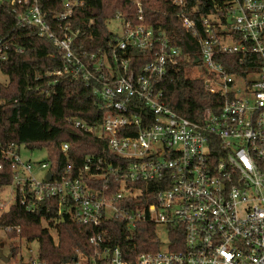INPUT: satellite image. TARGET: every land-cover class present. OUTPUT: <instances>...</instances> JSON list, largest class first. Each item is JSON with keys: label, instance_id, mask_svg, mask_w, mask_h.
I'll use <instances>...</instances> for the list:
<instances>
[{"label": "built area", "instance_id": "built-area-1", "mask_svg": "<svg viewBox=\"0 0 264 264\" xmlns=\"http://www.w3.org/2000/svg\"><path fill=\"white\" fill-rule=\"evenodd\" d=\"M131 1L137 21L119 13L112 40L89 53L75 49L81 31L73 27L85 0H62L50 12L40 0H0L17 27L36 29L59 49L63 65L46 76L90 87L101 121H72L113 153L57 172L46 150L0 142V179L12 174L0 192L11 186L28 211L57 202L53 222L69 215L93 228L86 264H264V0H172L199 43L189 58L166 30L146 22L141 0ZM10 36L0 31V64ZM186 58L192 77L220 97L200 119L179 115L165 97V81ZM36 151L46 159L25 156ZM62 151L68 156L67 143ZM14 204L0 200V216ZM117 223L127 237L116 238ZM147 223L157 225L158 249L134 253L137 227Z\"/></svg>", "mask_w": 264, "mask_h": 264}, {"label": "trees", "instance_id": "trees-1", "mask_svg": "<svg viewBox=\"0 0 264 264\" xmlns=\"http://www.w3.org/2000/svg\"><path fill=\"white\" fill-rule=\"evenodd\" d=\"M141 1L147 23L173 36L187 58L199 53L197 38L183 28L172 0ZM40 3L49 12L62 7V0H40ZM132 5L131 0H85L74 16L73 27L81 31L75 49L93 53L108 45L113 38L109 22L119 13L137 21ZM16 24L10 9L0 6V31L4 35L11 34L12 44L8 60L0 64L10 78L8 85L0 84V99L11 101L0 105V142L24 145L30 150H46L57 172L69 165L79 167L90 155L113 154L105 141L76 127L72 121L78 119L89 124L101 121L103 112L97 107L90 87L67 75L46 76L47 72L57 71L63 65L59 49L49 39L40 37L36 29L19 28ZM187 58L182 70L165 81V97L179 115L200 119L220 97L206 91L202 80L192 77V65ZM55 79L57 83L50 84ZM65 143L69 145L68 156L62 151ZM11 181L9 173L0 179V189ZM57 217V202L45 201L35 211H28L19 197L11 209L0 216V226L13 228L11 233L8 231L11 238L38 241L39 259L45 264H86L80 261L94 253L90 243L94 229L79 224L69 215L64 221L53 222ZM44 221L48 227L43 225ZM51 228L56 230L57 239ZM112 232L117 239L129 233L121 223H117ZM134 241L129 247L134 253L156 251L160 242L157 225H138ZM13 252L16 256V248Z\"/></svg>", "mask_w": 264, "mask_h": 264}, {"label": "rangeland", "instance_id": "rangeland-1", "mask_svg": "<svg viewBox=\"0 0 264 264\" xmlns=\"http://www.w3.org/2000/svg\"><path fill=\"white\" fill-rule=\"evenodd\" d=\"M118 22L113 20L109 22V28L116 30ZM119 29V28H118ZM10 78L0 68V84L8 85ZM1 102V99H0ZM4 105V104H3ZM26 157L33 160L44 161L47 157L46 152L25 153ZM0 200L7 205L15 203V190L11 187H5L0 192ZM45 227H48L46 221L43 222ZM165 227L160 228V233L163 239H166ZM53 236L57 239V232L55 229H50ZM9 232L5 229H0V264H32L33 260H39V243L38 241L29 242L26 239L19 237L11 238ZM11 233V230H10ZM16 248L17 255H14L13 249Z\"/></svg>", "mask_w": 264, "mask_h": 264}, {"label": "water", "instance_id": "water-1", "mask_svg": "<svg viewBox=\"0 0 264 264\" xmlns=\"http://www.w3.org/2000/svg\"><path fill=\"white\" fill-rule=\"evenodd\" d=\"M52 177V174L50 173V174H48V178H51Z\"/></svg>", "mask_w": 264, "mask_h": 264}, {"label": "crops", "instance_id": "crops-1", "mask_svg": "<svg viewBox=\"0 0 264 264\" xmlns=\"http://www.w3.org/2000/svg\"><path fill=\"white\" fill-rule=\"evenodd\" d=\"M0 255H1V252H0Z\"/></svg>", "mask_w": 264, "mask_h": 264}]
</instances>
